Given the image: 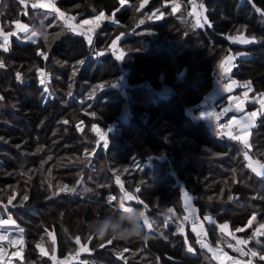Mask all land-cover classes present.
I'll return each mask as SVG.
<instances>
[{
    "label": "trees",
    "instance_id": "1",
    "mask_svg": "<svg viewBox=\"0 0 264 264\" xmlns=\"http://www.w3.org/2000/svg\"><path fill=\"white\" fill-rule=\"evenodd\" d=\"M128 1H56L76 20L98 11L114 15V22L105 21L99 29L94 48L85 36L60 24L65 31L51 44H22L13 36L11 49L0 53V199L13 198L16 205L7 212L0 202V221L13 216L24 229L25 251L16 264H52L77 248V238L87 253L73 264H94L86 258L101 264H218L207 247L220 244L228 254V243L235 239L205 222L207 215L221 219L245 211L264 223V178L247 166L243 155L247 149L264 162V114L252 129L249 149L216 136L190 111H198L214 88L222 55L234 47L232 33L253 36L257 41L250 49L264 54V0H200L207 9L204 28L194 25L191 0H177L185 5V18L168 5L175 0ZM35 3L1 0L4 32L14 30L18 20L36 27L43 7H33ZM158 9L164 17L146 19ZM117 38L120 47H128L126 53L115 46ZM108 47L120 53L105 54ZM233 76L264 93V62L239 63ZM41 80L51 92L47 99ZM125 103L129 108L123 114ZM78 122L84 124L82 131ZM95 123L107 129V145L97 143L91 130ZM51 163L61 165L51 169ZM81 168L82 178L76 175ZM47 183L54 184L55 197ZM72 184L78 185L75 194L60 191ZM125 193L136 199L124 202ZM185 193H191L206 226L205 249L182 224ZM108 195L140 212L142 201L150 207L149 224L142 218L143 238H100L92 231L93 223L105 219L120 225L119 217L127 213L109 204ZM168 217L179 225L165 227ZM249 232L240 234L246 238L253 235ZM249 245L259 254L256 264H264V236L255 235ZM40 246L51 250L50 256Z\"/></svg>",
    "mask_w": 264,
    "mask_h": 264
},
{
    "label": "rangeland",
    "instance_id": "2",
    "mask_svg": "<svg viewBox=\"0 0 264 264\" xmlns=\"http://www.w3.org/2000/svg\"><path fill=\"white\" fill-rule=\"evenodd\" d=\"M191 1H193L194 3L191 7L192 9L190 10L189 14L193 18L194 25L196 27L204 28L208 24L207 9L205 8L204 4L200 2V0H191ZM147 2H148V0H144L142 5H144ZM128 3H129L128 0H121V5L128 4ZM168 5H171L172 7H174L175 10L173 9V11H175V12L177 11L180 17H182V18L186 17V13H185L186 8H185V5L181 1L175 0L173 2H169ZM55 8L58 11H54L51 8L43 7V11H41L39 13V16L36 19V22H35L36 27L31 25V23H29L27 21L18 20L17 22H15L14 30L9 31V32H5L6 36L8 37V40H11L13 38V36H15V37L19 38V41L22 44L29 43V42H38L39 40H43V41H46L48 44H51L56 39H58L59 36H61L63 34V31H65V29L61 28V26H59V25L62 24V26H64V24H65L67 30L69 29L70 32H73L77 35L85 36L88 40H90L92 43H94V44H92L93 48H94L95 47L94 41L96 40L95 37H97V35L99 33V29L101 28L103 23L105 21H110V22L115 21L114 15H112V16L106 15L103 11H98V10H96L98 12H96L94 15H92L90 17L82 18L80 20H76L74 17L67 15V13L58 9L56 6H55ZM26 12L27 11L24 9V10H22V12H20V14H23ZM59 13H63L64 16L61 17ZM100 13H103L104 17L102 19H100L96 24L83 25L84 20L96 21V18L100 15ZM162 17H164L163 11L161 9H158L155 12H153V14L149 15V17H147L146 19H148V20L149 19L150 20L151 19L152 20H159ZM51 18H54V19L52 21H50ZM17 24L26 25L28 28V31L27 32L19 31L17 28ZM73 29H75V30H73ZM11 33H15V35H11ZM33 33H35V35H33ZM45 37H47V39H45ZM238 37H243V39L248 40L250 42L249 43H241V42H239V40L236 39ZM118 38L114 41V44L117 43L119 46ZM230 41L234 47L232 49H229L226 53H224L222 55V58H221V61L219 62V65H221V63L223 62L224 63V69L222 70L221 67L219 66L220 69L218 71V75H222L230 81V86H231L232 91L229 95H227L226 98H224L218 105H216L217 99L222 98L223 89H221V91H222L221 92L217 86V85H220L222 82L220 81L221 83H218L217 81H215L214 86H216V88H215L216 91L213 95L208 96V98L211 99L210 100L211 106L207 107L203 111L202 116H203V120L209 126V128L213 134H215L216 136H222L223 135L229 139H232L234 141H238V142L242 143L244 146H245V141H246L247 148L250 149V140H251L252 129L254 128L259 116L261 114H264V105H262L260 102L261 100H264V93H255V91L253 90V86H252V89L250 87L248 89H246L247 86H245V88H241L239 80L236 79L233 75H234V72H235L237 66L239 65V63H241V61L251 60L250 56L252 53V51H251L252 49L250 50V46L253 44V42H256L257 40L255 38H253V36H249V35H246L243 33L234 32L230 35ZM117 44H115L116 47H118ZM119 48L124 53H126L127 49H128V47H125V46H122V47L119 46ZM106 49L104 50V53L107 51ZM116 50H117V53H120V50L118 48ZM257 52H258V54H256L253 61L254 62H258V61L264 62V54L262 52H259V51H257ZM245 56H249V57H245ZM229 58H231V59H229ZM253 61H252V63H253ZM121 81L125 82V79L121 80ZM241 82H244V81H241ZM248 82L250 83V81H248ZM41 84L44 87V89H47V91L45 93V96H46L45 99H47V97L48 98L51 97V92L49 90L48 85L45 83V81H44V83H41ZM250 85H252V84L250 83ZM124 88L125 87L122 86V89H121L122 93L124 91ZM201 104L202 103H200V105ZM220 105H227V107L229 109V113L231 115L230 118L228 119V121L224 122L223 124L218 123L219 120H218L217 115H216V113L219 110ZM127 110H128V108H126V103H125L123 114H125L127 112ZM199 110L194 111V108L190 109V111L193 112L192 115L190 114L192 116V118H195V119L198 118L197 114H198ZM253 112L257 113L256 117L252 120V124L254 126L248 127L247 129L242 131L240 126L248 120V118L250 117V114ZM208 113H211L212 116L205 119L204 115L208 114ZM221 125H222V127H220ZM77 127H78L79 131H82L84 129V124L82 122H78ZM220 128H223L224 131L220 132ZM93 129H98V131H94ZM91 130L95 134V136L98 138V140H97L98 144L100 142L101 143L104 142V144H105V139L101 138L102 135H104L106 138V141H108L107 132H106L107 129H104L100 125L95 123L92 125ZM108 130L111 131V133H112V131H114V128H110ZM237 136H239L240 138H238V139L233 138V137H237ZM108 143L109 142H107L106 145ZM245 153H247V157H248L247 159L245 158L247 166L251 170L255 168L257 171L264 172V168L260 167L261 165H264V162L260 163L258 159L254 158L251 155V153L249 151H247V149L243 153L244 157H245ZM70 164H73V163H70ZM70 164H69V166H71ZM250 164L252 165L251 167L249 166ZM58 165H61V164H58ZM58 165L56 163H51L50 168L54 169L56 167H59ZM71 168H73V167L71 166ZM83 169L84 168H81L76 175L82 178L83 177L82 176ZM252 171H254V170H252ZM25 172L26 171L24 169L22 170L20 168V171H19L20 174H23V173L25 174ZM254 172H256V171H254ZM260 177L264 178V176H260ZM46 181H48V179H46ZM53 181H54V184H56V185L62 184V183L60 184L61 181H57V180H53ZM78 182H80V181H78ZM78 182L76 181L75 183H78ZM54 184L47 183L46 185H47L48 191L50 192L51 196L55 197L56 196V190H54L55 189ZM77 186H78L77 184L76 185L72 184L71 187L70 186H67V187L68 188H74L76 191ZM14 187H18V185H15ZM63 192H68V191H63ZM72 193L75 194L74 192H72ZM15 195H16V193H15ZM4 196L7 197V194L3 193L2 197H4ZM113 197L115 199H111ZM12 199L13 198L7 197V201H5V203H3L4 201H2L0 199V202H2L5 205L4 209L7 212L9 209L16 207V205L12 204ZM107 199L109 202L111 201L109 204L118 205V207L120 209V204L122 203L121 200H118V198H116L113 195H108ZM122 199L124 202H125V200L130 201V200L125 199V194L123 195ZM135 199L136 198L134 197L132 200H135ZM9 201H11V202H9ZM183 203H184V208L186 209V213H188V214L198 213V209L194 205V200L188 194H187V197L185 196V194H183ZM123 204L125 206H127L125 203H123ZM142 204L144 205V210L141 212L147 213V210H149L150 207L145 205V203H143V201H142ZM122 211H125V210H122ZM247 215H248V213L245 211L241 212V213H237V212L234 213L233 212V213L227 214L226 216H224L221 219H216L215 217H213L211 215H207L206 217H210L211 220L214 221V223L209 222V220H207V219H205V222L209 223L210 226H215L217 228L218 232L222 233L224 236H226L228 238L234 237L235 241L232 243L230 242L231 244H237V240L247 241L246 244H240V245H246V247L249 248L250 252H253V251L256 252L257 253L256 256L259 257L258 252L255 251L254 249L250 248V245H249V242H251L255 239V235H251L249 237L244 238L240 234V232H243L245 230H250L249 233H251V232L256 233L257 237H259L261 235L264 236V234H261V233H264V228H260V225L264 224V223H259L257 221L256 215L251 216V217H247ZM170 217H168V219L165 221V227L170 226V225H175V224L179 225V222H176L175 220L171 219ZM253 217H255L254 220H253ZM142 218L147 220V223L149 224V221L147 219L148 217L146 215L143 216ZM9 219H12L14 222L19 224V222L13 216H9ZM234 221H237L239 223L234 224ZM250 221H251V223H249ZM224 224L228 225V229H227V231L222 232L221 226ZM19 226H20L19 228H15V227L11 226V224H8L7 227L2 228L5 235H0V236H5V239H4L5 244H3V248L0 249L3 251V253H2V251H0V264H3V263L4 264H16L15 259H22L23 258V254L25 251V247H24L25 233H24L23 227L21 225H19ZM233 226L235 227L234 229H232ZM16 229L18 231H16ZM238 229H242V231H238ZM179 231H180V233L186 235L185 229L183 227H181L179 229ZM15 232L20 234L21 240L19 242L18 247H13L12 243L10 242L11 238H9V236ZM1 243H3L2 240H0V244ZM75 244L78 246L81 245L83 247V252L87 253L86 244L82 243L81 241L79 244H77V243H75ZM228 245H229V243H228ZM217 247L221 250L226 249V246L223 247L220 244L217 245ZM9 249H12V250H9ZM209 249H212V251H210ZM208 250L212 255H214V248L209 247ZM40 251L45 256H50V254H51V250L46 248V246H40ZM53 252L54 253L56 252L55 249H53ZM12 253L13 254L15 253L14 257L11 256ZM256 256H254V257L256 258ZM7 259L9 261H7ZM214 260L218 264H229L221 256H219V258H214ZM85 261L86 262L87 261L93 262L94 264H101V262H98L96 260L93 261L90 258H86ZM249 261H251V264H256L255 259L254 260H252V259L243 260L241 264H248ZM238 263H236V264H238Z\"/></svg>",
    "mask_w": 264,
    "mask_h": 264
},
{
    "label": "built area",
    "instance_id": "3",
    "mask_svg": "<svg viewBox=\"0 0 264 264\" xmlns=\"http://www.w3.org/2000/svg\"><path fill=\"white\" fill-rule=\"evenodd\" d=\"M40 1H43L45 3H49V0H40ZM56 1L57 0H54V4L56 3ZM0 4H1V0H0ZM2 18H3V15H2L1 9H0V31L3 32L4 36H6V34L2 28ZM4 36H0V53L1 52H8L12 47V40H8V43L6 45L4 44ZM5 48H7V51H5ZM113 48L114 47H108L106 49L107 51L105 52V54L117 55L116 48H114V49ZM217 79L221 80V82L223 83V87H224V91H225L226 95H229L231 93L230 84L224 79V76H222V75H217ZM114 87L119 88L120 87L119 83H115ZM206 102H207V100H206V98H204L202 103H206ZM126 108H129L128 103H126ZM216 115H217V118L221 121L227 119L230 116L229 109H228L227 105H220L219 110L216 113ZM223 131H224V129L221 128L220 132H223ZM188 195L190 197L192 196L191 193H188ZM108 203H110V202L108 201ZM149 211H150V209L147 210V213H149ZM147 213H144V216L145 215L147 216L148 215ZM5 220L9 221L10 223H8V224H11V226H13L15 228L20 227L19 224H17L16 222H14L12 219H9V218L2 219L0 222L5 221ZM8 224L0 223V235H4L2 228L7 227ZM182 224L187 226L192 231L193 235H195L196 244L200 249L206 248V247H202V243L206 244L207 246L209 245L206 226H205L204 222L200 219L198 213H190V214L186 213V215H184L182 218ZM16 231H18V230L16 229ZM2 241H3V243L0 244V249L3 248V244H5L4 240H2ZM231 245H232V247H229V245L227 246V251H228V255L230 257L231 264H233V262L238 263V262L243 261L245 259H252V260L256 259L255 257H253L251 255V253L248 251L246 246L237 245V244H231ZM236 248L243 249V251L247 254L246 255L242 254L240 251L235 250ZM82 252H83V247L81 245H79V246H77V248L73 252L67 254L63 258L55 257L53 259L52 264L79 263V262H81Z\"/></svg>",
    "mask_w": 264,
    "mask_h": 264
},
{
    "label": "snow or ice",
    "instance_id": "4",
    "mask_svg": "<svg viewBox=\"0 0 264 264\" xmlns=\"http://www.w3.org/2000/svg\"><path fill=\"white\" fill-rule=\"evenodd\" d=\"M33 7H47V8H51V9L54 10V11H58V10L55 8L54 0H49V3H46V4H45V3H40L39 0H37V3L33 4ZM174 10H175V9H174ZM59 14H60L61 17L64 16L63 13H59ZM103 17H104V14H103V13H100V15L96 18V21L84 20V21H83V25L96 24V23H97L100 19H102ZM70 27H71V26H70ZM17 28H18V30L21 31V32H27V31H28L27 26H26V25H23V24H17ZM73 30H75V29H73ZM11 35H15V33H11ZM33 35H35V33H33ZM0 36H4V34H3L2 31H0ZM45 39H47V37H45ZM236 39L239 40V42H241V43H249V42H250V41H248V40L243 39V37H238V38H236ZM7 43H8V37H7V36H4V44L6 45ZM5 51H7V48H5ZM117 59H123V55L118 56ZM229 59H231V58H229ZM2 67H4V64H3L2 62H0V68H2ZM220 67H221L222 70L224 69V63H223V62L221 63ZM17 78L19 79V75H18ZM41 83H44V81L42 80ZM113 86H114V85H113ZM45 91H47V89H45ZM0 99H3V98L0 97ZM260 102H261L262 105H264V100H261ZM256 115H257L256 112H253V113L250 114V117L248 118V120H247L246 122H244V123L240 126L242 131L245 130V129H247L248 127L254 126V125L252 124V120L256 117ZM211 116H212V114H211V113H208V114H205V115H204V118L207 119V118H209V117H211ZM93 130H94V131H98V129H93ZM101 138H102V139H105V136L102 135ZM233 138H234V139H238V138H240V137L237 136V137H233ZM106 143H107V141H106V139H105V145H106ZM245 147H247V143H246V141H245ZM245 158H246V159L248 158V157H247V153H245ZM249 166L251 167L252 165L250 164ZM260 167L264 168V165H261ZM253 170L257 172V175H258V176H264V172L257 171L255 168H254ZM116 179H117V183H119V182H120V181H119V177H117ZM60 191L74 192L75 189H74V188H68L67 186H62V187L60 188ZM185 196L187 197V193H185ZM133 198H134L133 196L128 195L127 193H125V199H127V200H132ZM23 199H24V200H27L28 197H27V196H24ZM111 199H115V198L113 197V198H111ZM9 202H11V201H9ZM110 202H111V201H110ZM120 208H121L122 210L128 211L131 207H126L123 203H121V204H120ZM169 211H171V210L169 209ZM140 215L143 217V216H144V213H143V212H140ZM205 219L209 220V222L214 223V221H212L210 217H205ZM254 219H255V217H253V220H254ZM0 223L8 224V223H10V222L7 221V220H5V221H2V222H0ZM145 223L147 224V220H145ZM249 223H251V221H250ZM149 227H150V225H149ZM260 228H264V224H261V225H260ZM227 229H228V225H227V224H224V225L221 226V231H222V232L227 231ZM21 231H22V230H21ZM238 231H242V229H238ZM261 234H264V233H261ZM253 235H256V233H253ZM233 238H234V237H233ZM4 239H5V236H0V240H4ZM10 242H11V241H10ZM76 243H77V244L80 243V239H79V238H77ZM108 243H111V241H108ZM201 243H202V242H201ZM246 243H247V241H244V240H237V245H240V244H246ZM202 247H207V245L202 243ZM229 247H232V245L229 244ZM209 250L212 251V249H209ZM235 250L240 251V252H241L242 254H244V255L247 254V253H245V252L243 251V249H241V248H236ZM189 251H191V248L189 249ZM216 252H220V250H216ZM225 255H226V254H225ZM251 255L254 257V256L257 255V253L253 251V252H251ZM214 258H219V256H217L216 253H214ZM262 258H264V257H262ZM233 264H236V262H233ZM248 264H251V261H249Z\"/></svg>",
    "mask_w": 264,
    "mask_h": 264
},
{
    "label": "clouds",
    "instance_id": "5",
    "mask_svg": "<svg viewBox=\"0 0 264 264\" xmlns=\"http://www.w3.org/2000/svg\"><path fill=\"white\" fill-rule=\"evenodd\" d=\"M120 225H114L111 220L105 219L101 223H93L92 231L103 238L111 236L113 239H130L133 237H142V216L140 211L130 208L125 215L119 217ZM127 221L129 227H123V222Z\"/></svg>",
    "mask_w": 264,
    "mask_h": 264
},
{
    "label": "crops",
    "instance_id": "6",
    "mask_svg": "<svg viewBox=\"0 0 264 264\" xmlns=\"http://www.w3.org/2000/svg\"><path fill=\"white\" fill-rule=\"evenodd\" d=\"M254 43V42H253ZM251 50V49H250ZM252 51V53H251V60H249V61H241V63L243 64V65H250L251 63H252V61L254 60V57L256 56V54H258V52L257 51H254V50H251ZM245 57H249V56H245ZM254 62V61H253ZM224 79L230 84V81L226 78V77H224ZM218 83H221L220 81L221 80H219V79H217L216 80ZM217 83V84H218ZM239 83H240V86H241V88H245V86H247V88L246 89H248L249 87L252 89V85H250V83L248 82V81H244V82H241V81H239ZM216 84V85H217ZM223 83H221L220 85H217L218 86V88H219V90L221 91V89H223V95H222V98H219V99H217V102H216V105H218V103H220L224 98H226L227 97V95H226V93H225V91H224V87H223V85H222ZM231 87V86H230ZM215 88H216V86H214V88L212 89V91L205 97L206 98V100H207V102L206 103H202L201 105H200V110H199V112H198V114H197V116H198V120H203V116H202V113H203V111L207 108V107H210L211 106V103H210V100L211 99H209L208 98V96L209 95H213L214 93H215ZM232 91V90H231ZM231 116V115H230ZM219 120V119H218ZM204 121V120H203ZM218 122V121H217ZM224 122H227V121H221V120H219V122L218 123H220V124H223ZM219 127V126H218ZM220 127H222V125L220 126ZM221 129V128H220ZM260 162V161H259ZM260 163H263V162H260ZM253 170V169H252ZM5 235V234H4ZM9 238H11L10 239V241H11V243H12V245H13V247H18V245H19V242H20V234H18V233H12V235H10L9 236ZM210 246H208L207 248H209ZM210 248H214V253H216V255L217 256H221V257H223L229 264H231V261H230V257H229V255L225 252V250L223 249V250H221V249H219L217 246L215 247H213V246H211ZM216 250H220V252H216ZM0 251H2V250H0ZM2 253H3V251H2ZM226 254V255H225ZM11 256H15V253L13 254H11ZM213 257H214V255H212ZM242 263V261H240L238 264H241Z\"/></svg>",
    "mask_w": 264,
    "mask_h": 264
},
{
    "label": "bare ground",
    "instance_id": "7",
    "mask_svg": "<svg viewBox=\"0 0 264 264\" xmlns=\"http://www.w3.org/2000/svg\"><path fill=\"white\" fill-rule=\"evenodd\" d=\"M9 250H12V249H9ZM10 257V256H9ZM7 261H9L8 259H7Z\"/></svg>",
    "mask_w": 264,
    "mask_h": 264
}]
</instances>
